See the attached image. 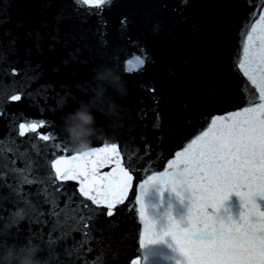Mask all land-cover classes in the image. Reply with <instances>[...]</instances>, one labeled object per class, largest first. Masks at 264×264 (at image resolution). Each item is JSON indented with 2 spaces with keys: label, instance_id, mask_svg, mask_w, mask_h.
Segmentation results:
<instances>
[{
  "label": "water",
  "instance_id": "95a60500",
  "mask_svg": "<svg viewBox=\"0 0 264 264\" xmlns=\"http://www.w3.org/2000/svg\"><path fill=\"white\" fill-rule=\"evenodd\" d=\"M227 3L229 6L225 8V0H187L186 3L182 0H113L114 6L109 8L106 5L105 9L92 15L94 10L76 5L74 0H0V18L10 17L9 22L0 27V141L14 139L17 144H22L21 150L28 148L39 171H48L45 161L57 151L52 144H60L61 149L68 148L67 153L61 151L60 154L70 155L75 151L63 133L62 118L89 100L95 86L92 69L105 65L121 71L126 94L120 96L111 89L107 93L108 99L118 106L119 113L115 117L94 113L99 138H93L91 147L116 143L121 151L122 164L133 176L132 185L124 203L116 206L113 217L102 214L106 210L91 206L90 201L87 202L90 208L85 209L94 216L97 225H107L114 239L120 241L119 255L108 260L107 264H131L137 256L142 264L182 262L167 238L139 248L144 224L139 217L136 194L139 185L149 177L171 171L168 165L176 159V153L183 152L206 129L210 120L201 118L200 113L225 114L237 110L243 101L255 94V89L240 71L239 62L244 58L246 32L251 23L258 20V14L264 11V0H227ZM68 15L72 19H61L56 23L55 17ZM125 17L127 21L122 25L121 20ZM157 19L168 21L172 28V37L167 43L152 36ZM81 20L83 24L79 23ZM18 21L22 22L21 27H15ZM5 29L10 30V35L4 34ZM37 32L40 33L39 39ZM102 32L108 41L106 48L101 47ZM55 35L58 40L54 41L51 38ZM13 37L16 38L14 44L10 43ZM86 44L91 51L85 49ZM144 47L155 63L142 74L124 72V62L131 60L134 64L137 56L145 55L141 51ZM78 48L80 52L76 51ZM113 56L118 59L110 60ZM77 84L86 87L82 90L76 87ZM42 85L51 87L42 88ZM61 85L66 86L75 101L68 97L58 103L65 91ZM149 87H155L157 91L151 93L147 90ZM16 94L21 99L12 101L10 97ZM184 104L189 106L188 109L183 107ZM156 111L160 113L159 129L152 127L156 122ZM182 116H190L191 120L181 119ZM41 120L45 121V126L38 132L52 133L56 137L47 142V148L38 138L31 139L35 134L18 135L19 123ZM32 144L43 151L38 155ZM7 157L13 158V153H7ZM16 166L23 167L19 160ZM108 171L111 167L100 169L101 174ZM65 186L69 194L75 191V197L83 200L79 197L76 182H65ZM23 187L29 192L37 188L36 185ZM171 187L168 184L162 188L157 183L143 194L145 212L157 232L166 229L169 216L184 225L188 215L189 201L170 191ZM51 192L49 187V203L53 200ZM186 194L195 195L190 190ZM56 195L62 206L65 197L60 193ZM11 199L13 197L7 189H0V221L24 206L9 203ZM30 199L40 201L31 218H37L41 208L47 212L49 205L44 203V195H33ZM261 203L264 206V202ZM241 211L240 201L233 195L219 215L225 220L231 216L238 221ZM29 218L7 236L0 237V248L13 242L24 244L29 228L32 232L46 234L52 223L51 220L49 225L31 223ZM44 219L49 218L45 216ZM72 235L80 238L78 232ZM44 239H47L46 235ZM32 242L41 246L40 259L43 261L47 255L45 245L35 238ZM95 254V251L89 253L88 258L92 259Z\"/></svg>",
  "mask_w": 264,
  "mask_h": 264
},
{
  "label": "snow or ice",
  "instance_id": "6c2138e0",
  "mask_svg": "<svg viewBox=\"0 0 264 264\" xmlns=\"http://www.w3.org/2000/svg\"><path fill=\"white\" fill-rule=\"evenodd\" d=\"M186 2L187 0H182V3ZM74 3L94 10L92 15L98 14L106 5L109 8L114 6L113 0H74ZM228 6L225 0L224 7ZM258 16V20L251 23L246 32L244 58L239 62L240 71L255 89V94L243 101L237 110L225 114L200 113V117L210 120V123L183 152L176 153V159L168 165L171 171L154 174L139 185L136 204L140 220L144 224V230L139 237V248L160 243L167 238L182 258L181 264H264V206L261 203L264 202V11ZM61 19H72V16H57L56 23ZM9 20L10 17L6 15L0 18V27ZM126 21L127 17L121 20V24L124 25ZM79 23L83 24L84 21ZM21 26L22 22L19 21L15 25ZM4 34L10 35V30L5 29ZM36 36L39 39L40 33L37 32ZM103 36L102 32L100 43L101 47L106 48L108 41ZM152 36L162 43H167L172 37L169 22L157 19L153 25ZM72 38L75 39V36ZM15 39L13 37L10 43L14 44ZM51 39L58 40V35L52 36ZM84 47L91 51L87 44ZM76 51L81 50L78 48ZM141 51L145 55L137 56L134 64L131 60L124 62V72L142 74L155 63V60L147 55L146 47ZM112 59L118 57L113 56L110 60ZM64 63L67 64L68 61L65 60ZM36 67L39 68V65ZM12 74H16L15 69ZM61 87L65 88V91L58 103L68 97L75 101L76 98L66 86ZM76 87L83 90L86 85L77 84ZM147 90L151 93L157 91L155 87H149ZM10 99L19 101L21 96L12 95ZM153 99L155 100V97ZM183 107L188 109L189 106L184 104ZM140 118L143 119V115ZM155 119L152 127L159 129V111H156ZM181 119L190 121L191 117L182 116ZM44 126L43 120L19 123L18 135L26 137L28 134H35L31 139L38 138L45 142L44 147L47 148V142L54 141L56 137L52 133L38 132V129ZM128 130L131 131V126ZM140 138L144 139L143 133ZM21 147L22 144H17L14 139L0 141V189H7L13 197L9 203L27 204L33 209L39 207L40 201H33L30 196L44 195V203L49 205L47 212L41 208L37 218L30 217L29 220L41 225H49V220L52 223L46 234L42 231L32 232L29 228L26 238L27 241L35 238L45 245L47 255L42 258L43 264H107L108 260L118 256L120 241L114 239V234L107 225H97L94 216L85 212V209L90 208L87 203L90 201L91 206L106 210L102 214L113 217L116 206L124 203L133 176L122 164L121 151L118 150L117 144L105 143L103 147H90L84 152L74 151L70 155H64L60 152L67 153L68 148L61 149L60 144L54 143L52 147L57 151L52 152L45 161L48 165L47 172L39 171L37 161L30 155L29 149L21 150ZM31 147L38 155L43 151L35 144ZM147 147L146 144L145 148ZM9 152L13 153L11 159L7 157ZM17 160L23 167L16 166ZM106 167H111V171L101 174L100 169ZM177 172L185 178L182 184L175 183L173 179ZM69 181L76 182L79 197L83 200L75 197V191L68 193L65 182ZM157 183L162 188L171 184L170 191L182 200L186 198L189 201L190 207L184 225L169 216L166 229L162 232L156 231L154 222L145 212L143 194ZM24 185L29 188L36 185L37 188L29 192L24 189ZM49 187L53 196L51 203L47 199ZM188 190L195 195L188 196ZM57 193L65 197L62 206ZM233 195L238 197L242 208L238 221L233 220L231 216L225 220L219 215L225 202ZM45 216L49 219H44ZM76 232L80 234L79 239L72 235ZM45 235L47 239H44ZM12 245H16L15 242ZM94 251L95 256L89 259L88 254ZM131 264H142L140 257L133 259Z\"/></svg>",
  "mask_w": 264,
  "mask_h": 264
},
{
  "label": "clouds",
  "instance_id": "9594fccd",
  "mask_svg": "<svg viewBox=\"0 0 264 264\" xmlns=\"http://www.w3.org/2000/svg\"><path fill=\"white\" fill-rule=\"evenodd\" d=\"M95 86L87 102L62 118V130L70 147L75 151H87L93 138H99L95 119V112H102L108 117H115L119 113L118 106L107 97L111 89L117 95L123 96L127 89L121 71L116 67L101 65L93 72ZM175 183L182 184L184 177L177 172L173 177ZM35 209L27 204L18 207L9 218L0 221V237L7 236L13 229L25 222ZM41 246L32 241L22 245H9L0 248V264H43L40 259Z\"/></svg>",
  "mask_w": 264,
  "mask_h": 264
}]
</instances>
